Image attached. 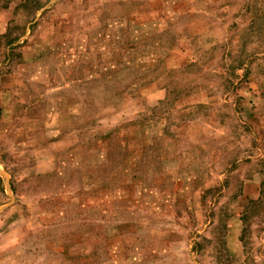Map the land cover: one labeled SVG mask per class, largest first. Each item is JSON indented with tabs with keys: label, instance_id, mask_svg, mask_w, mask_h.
I'll return each instance as SVG.
<instances>
[{
	"label": "rangeland",
	"instance_id": "rangeland-1",
	"mask_svg": "<svg viewBox=\"0 0 264 264\" xmlns=\"http://www.w3.org/2000/svg\"><path fill=\"white\" fill-rule=\"evenodd\" d=\"M37 1L0 0V264H264V0Z\"/></svg>",
	"mask_w": 264,
	"mask_h": 264
},
{
	"label": "trees",
	"instance_id": "trees-1",
	"mask_svg": "<svg viewBox=\"0 0 264 264\" xmlns=\"http://www.w3.org/2000/svg\"><path fill=\"white\" fill-rule=\"evenodd\" d=\"M23 1H24L25 6H29V5L32 6V10L34 12L39 11L41 8L39 1L37 0L36 1L35 0H23Z\"/></svg>",
	"mask_w": 264,
	"mask_h": 264
}]
</instances>
